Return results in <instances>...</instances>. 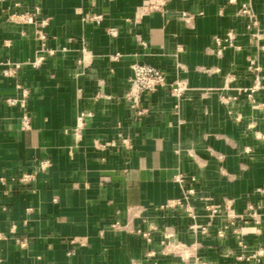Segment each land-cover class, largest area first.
<instances>
[{"label": "crops", "instance_id": "obj_1", "mask_svg": "<svg viewBox=\"0 0 264 264\" xmlns=\"http://www.w3.org/2000/svg\"><path fill=\"white\" fill-rule=\"evenodd\" d=\"M135 61L190 89L134 113ZM0 177V264H264V0H0Z\"/></svg>", "mask_w": 264, "mask_h": 264}, {"label": "built area", "instance_id": "obj_2", "mask_svg": "<svg viewBox=\"0 0 264 264\" xmlns=\"http://www.w3.org/2000/svg\"><path fill=\"white\" fill-rule=\"evenodd\" d=\"M230 2H233V0H229ZM240 12L242 14H245L250 21L253 22V24L257 23V20L255 18V13L253 11V8L250 3H245L242 5ZM92 20L96 21L97 23H101L104 19L103 13L94 12L91 15ZM11 19H18L20 21L24 22H30V23H36V12L30 11V10H23L20 13H14L11 15ZM107 32L111 34L112 36H116L118 34V30L116 27H108ZM39 36L42 40L46 39V33L38 28ZM257 37L259 36V33L255 34ZM235 38L234 32L230 31L228 33V37L226 38V41H228L229 44H233V39ZM114 60H117L120 58V54H114L112 56ZM21 66L20 63H15L14 65L10 66L5 70V74H14L18 68ZM178 68H183V65L178 62L177 63ZM133 73L130 77V89L126 94V99L128 100L130 107L132 111L138 115L146 114L149 111V108L147 106H143L144 96L148 93L155 92L159 88H165L166 91L174 96L178 102H180L187 90L190 89L189 84L186 79L179 78L175 81H169L168 76L166 72L159 66L148 63V62H140L135 61L132 64ZM256 69H259V67H256ZM260 82H256L253 86H250L249 88V95L252 97L254 92L259 90L261 88ZM23 93L21 96L16 97H8L6 98V101L11 105H20L23 107L24 112L22 114V127L23 128H30L32 124V117L29 114L28 111V104H27V96L28 91L26 89H23ZM178 106V105H177ZM86 112H81L78 116V124H77V131H79L84 126L85 116ZM124 142L126 144H129L128 139H124ZM51 165V162L49 159H43L41 161V168L46 169ZM36 179V172H24L20 176V180L22 184L25 187H31L33 181ZM177 180L182 181L181 176L177 177ZM0 181L4 182V178L0 177ZM192 190H189V192ZM250 215L255 217L258 215L257 208L253 205H250ZM212 213H216L219 211V209L214 206L210 205L208 207ZM118 221L113 223V226L118 227ZM193 228H196L197 225L193 224ZM201 229L206 232L207 226H201ZM144 235L149 238V233L146 232ZM74 242V240H72Z\"/></svg>", "mask_w": 264, "mask_h": 264}]
</instances>
